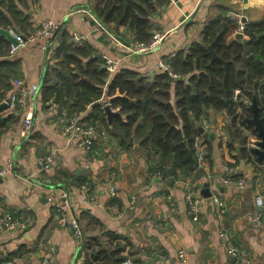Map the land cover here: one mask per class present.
I'll return each instance as SVG.
<instances>
[{"label":"crops","instance_id":"obj_1","mask_svg":"<svg viewBox=\"0 0 264 264\" xmlns=\"http://www.w3.org/2000/svg\"><path fill=\"white\" fill-rule=\"evenodd\" d=\"M154 1L157 7L152 15L153 29L165 37L155 51L135 53L130 50L132 32L129 29L123 32L125 26H120L124 36H119L114 32L118 31L115 24L99 19L93 12L96 0H29L28 30L43 20L59 21L62 30L69 34L71 45H77L71 35L82 34L83 43L95 51L94 56L116 63L114 72L107 71L104 78L102 96L85 110L74 111L72 118L92 122L93 107L110 104L108 85L117 72L130 69L152 80L161 70L159 60L170 61L178 51H188L194 42L201 41L211 21L233 20L228 16L230 11L245 17L247 24L264 21V0ZM236 33L237 27L228 38ZM248 39L243 33L242 38L234 41ZM41 43L39 39L28 41L11 57L7 50L0 60L16 63L14 78L39 83L42 88L43 79L48 77V85L60 86L66 80L60 77L62 62L55 58L59 42L54 39L49 54L41 48ZM227 43H230L228 39ZM3 91L0 85V93ZM8 92L3 93L0 101V120H3L0 165L11 161L13 169L0 182V213L10 211L19 218L29 217L32 224L26 230L0 231V257L25 246L30 252L14 258L11 264H47L45 258L50 256L54 257V264H87V243L106 246L114 235L121 238L125 245L123 255L132 258L133 264H179L177 252L181 248L186 250L188 264H232L220 234L227 231L255 264H264V205L259 207L255 203L257 194L264 197V164L242 156L243 139L247 142V152L256 139L251 129L238 126L242 135L237 136L231 116L209 110V121L215 124V137L208 143L210 154L206 153L202 164L186 181H153L149 179V160L138 143L135 141L127 147L128 142L123 144L121 136L110 130L116 117L124 120L125 116H114L109 124L105 114L109 128L96 121L105 128L106 135H98L93 151L88 152L77 138H69L57 127V109L50 101L43 100V89L30 104L29 129L24 126L27 111L5 110ZM170 102L175 104L174 88L170 90ZM65 103L68 109L69 103L72 107L75 101L67 98ZM49 153L54 163L51 168L41 170L37 161ZM227 164L237 168L236 178L245 179L243 189L219 182ZM105 183L115 187V197L108 194ZM206 183L212 195H218L225 202L224 215H219L211 198L203 197L201 189ZM188 187L200 198L197 220L188 213L185 199ZM64 188L69 190L83 223L80 242L60 223L47 200L51 195L59 197ZM132 197L135 202L130 205ZM111 202L119 204L121 209L109 211L107 205ZM257 217L259 222L255 221Z\"/></svg>","mask_w":264,"mask_h":264},{"label":"trees","instance_id":"obj_2","mask_svg":"<svg viewBox=\"0 0 264 264\" xmlns=\"http://www.w3.org/2000/svg\"><path fill=\"white\" fill-rule=\"evenodd\" d=\"M155 3L154 0H96L93 12L106 24L116 25L120 20V26L128 27L132 32V43H146L154 31L152 15L156 12ZM28 10L29 0H0V27H13L26 34L30 26ZM236 27V21L230 19L211 21L204 29L201 41L194 42L188 51H178L170 59L176 79L162 69L150 81L130 69H121L111 79L109 103L125 119L116 117L110 130L121 136L123 144L127 141V147L135 141L138 143L149 160V173L160 170L165 179L173 182L186 181L191 176L198 166L195 141L200 137L199 123L202 118H208L209 110L231 116L237 136L242 135L238 126L251 129L256 135L253 127L244 122V117L250 116L251 111L240 98L251 100L256 94L264 115V21L246 24L244 33L249 38L247 41L227 43L228 36ZM114 32L124 36L119 30ZM216 38L214 49L219 56L230 61L226 66L219 60H212L206 49ZM54 39L59 42L55 58L62 62L63 75L60 77L66 81L60 86L57 83L48 85V77L44 78L43 100L55 103L60 110L67 112L65 101L73 99L72 115L74 111L85 110L102 96L107 71L103 70L104 59L94 56L95 51L90 46L85 43L71 45L67 31L58 30ZM9 45L6 37L0 35V57L6 55ZM15 67L16 63L10 60H0L3 93L11 89ZM256 79L260 80L259 84H254ZM172 88L174 105L170 102ZM3 93H0V101ZM93 110V120L89 123L97 121L108 127L102 106L96 105ZM0 121V126H3V120ZM204 142L208 156V143L211 141L206 137ZM242 143V156L256 161L255 155L247 152L245 138ZM86 246L89 253L87 264H122L126 258L123 255L125 245L118 236L113 235L106 246L98 242L87 243ZM29 252L30 249L21 246L0 257V264H11L14 258Z\"/></svg>","mask_w":264,"mask_h":264},{"label":"built area","instance_id":"obj_3","mask_svg":"<svg viewBox=\"0 0 264 264\" xmlns=\"http://www.w3.org/2000/svg\"><path fill=\"white\" fill-rule=\"evenodd\" d=\"M173 3H176L179 0H170ZM228 16L232 18L237 23V32L244 33L246 21H242V15L236 11H230ZM62 29L61 22L54 21L52 19L43 20L39 25L34 26L32 29L28 30L26 34L19 32L17 29L11 27L8 28L10 34L13 36L15 41L18 43L15 45L10 42L8 48V56H13L17 52L18 48L25 45L28 41L39 39L42 41L41 48L49 54L52 49V44L54 42V34ZM165 35L158 31H153L152 38L146 42H134L131 44V51L135 53H147L155 51L158 45L163 41ZM72 42L74 44H81L85 41V36L78 33H73L71 35ZM174 55L171 56L172 59ZM103 66L108 72H114L116 63L112 60H109L104 57ZM158 68L166 71L172 78L176 79L177 75L173 73L170 61L159 60ZM11 89L8 92V95L5 99V110L7 112H20L27 111V115L24 118V126L26 129H29L32 124V116L29 113L32 107L30 106L31 102L39 97L41 94L42 88L39 83H27L25 80L20 78H15L11 83ZM55 105V121L57 127L61 132L68 136L69 138H77L78 143L86 151H93L94 139L100 135L105 136L106 130L99 123H88L77 118H72L67 116L66 110H60L57 104ZM199 125L203 127L205 132L210 131L211 123L208 118H202ZM205 136L200 134V137L195 141L196 147V157L199 167L206 157V145H205ZM38 166L41 170H47L52 167L54 163L52 154H45L39 157ZM13 169V163L8 161L4 165H0V182L3 177H5ZM237 168L233 165L227 164L223 168V175L219 177V182L223 185H234L238 189H243L245 186L244 178H236ZM149 179L153 181H162L165 179V176L162 171L156 170L152 173H149ZM108 194L111 197H115L117 191L114 186L109 185L108 183L104 184ZM212 202L218 208L219 215H224L226 213V204L225 202L216 194H213L211 197ZM185 199L188 204V213L191 215L193 220H197V211L198 205L200 203V198L195 195L193 188L188 187L187 192L185 193ZM47 200L51 203V206L54 208L57 216L59 217L60 223L63 226H67L77 241H81L83 238L84 228L81 218L76 212V207L74 206L69 190L64 188L61 190L60 196H48ZM171 207H173V202L170 196H168ZM135 202L132 197L130 200V205H133ZM255 203L257 206L262 207L264 205V197L262 194H257L255 196ZM107 208L109 211L117 212L121 207L114 202L108 203ZM256 222H259V218L255 219ZM32 224V220L29 217H16L10 211L0 213V231H15V230H26ZM221 237L227 245V253L229 255L230 261L232 264H255V261L245 255L242 251L239 244L235 243L231 235L227 231H221ZM179 258V264H188L186 250L181 248L177 252ZM47 264H54V257L50 256L45 258ZM122 264H133L132 258L127 257Z\"/></svg>","mask_w":264,"mask_h":264},{"label":"water","instance_id":"obj_4","mask_svg":"<svg viewBox=\"0 0 264 264\" xmlns=\"http://www.w3.org/2000/svg\"><path fill=\"white\" fill-rule=\"evenodd\" d=\"M242 21H246V18L243 17ZM116 30H119L120 28V20L117 21L116 24ZM128 27H125L123 32H127ZM0 35L6 37V39L9 42L14 43L17 45L18 43L15 41L13 36L10 34L9 30L3 27H0ZM243 37V33L237 32L234 36H231L228 38L229 42L234 41L235 39H240ZM216 39H214L210 44L207 45L206 49L208 53L210 54L212 60H219L223 63L224 66L230 62L229 60L223 59L221 56L217 54V52L214 49V45L216 43ZM99 56V55H98ZM257 57H260L259 54L256 55ZM264 64V60H263ZM103 70H106L105 67H103ZM260 80L256 79L254 81V84H259ZM240 101L246 106L251 111L250 116H245L244 117V122L252 126L254 131L256 132V139L252 141L251 145L249 146V151L255 155L256 161L259 163H264V115L261 114V108L258 103V98L257 95L254 94L251 100H248L244 97L240 98ZM4 106V105H2ZM6 107V106H5ZM68 110H67V116H71V103L68 105ZM105 114L107 116L109 124H111L112 118L114 116H121L119 111H112L111 105L107 104L103 107ZM198 132L200 134H203L205 137H208L209 139H213L215 137V124L212 123L211 129L208 132H205L203 127L199 126L198 127ZM201 193L203 197L205 198H210L212 196V193L208 189V184H204V188L201 189Z\"/></svg>","mask_w":264,"mask_h":264}]
</instances>
